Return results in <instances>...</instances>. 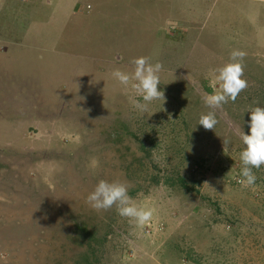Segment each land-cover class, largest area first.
<instances>
[{
  "label": "rangeland",
  "instance_id": "374dc122",
  "mask_svg": "<svg viewBox=\"0 0 264 264\" xmlns=\"http://www.w3.org/2000/svg\"><path fill=\"white\" fill-rule=\"evenodd\" d=\"M70 4L0 2V264H264V166L254 186L239 175L246 112L264 107V0ZM236 49L248 86L209 108ZM141 56L163 66L148 114L111 76ZM101 179L151 222L91 208Z\"/></svg>",
  "mask_w": 264,
  "mask_h": 264
},
{
  "label": "clouds",
  "instance_id": "9594fccd",
  "mask_svg": "<svg viewBox=\"0 0 264 264\" xmlns=\"http://www.w3.org/2000/svg\"><path fill=\"white\" fill-rule=\"evenodd\" d=\"M246 52L233 50L230 53V63L217 69L215 82L219 84V91L204 96V103L209 108H221L229 101L234 102L237 96L248 86L243 78V60ZM134 68L131 72L119 68L111 72V76L125 90L130 92L129 101L132 108L141 114L149 113V105L154 101H165V95L159 86L162 64L152 63L148 57H138L131 61ZM246 113L249 114L248 133L240 134L244 145L239 153L241 168L239 175L240 183L245 187L254 186L257 180L253 169H260L264 166V107L256 106ZM218 121L216 114L209 111L199 117L197 125L207 130H213ZM224 144L228 141L224 140ZM86 202L94 210H109L116 207L120 217L127 218L129 223L136 227H143L149 224L153 218V210L138 206L129 195V185L121 181L99 180L93 191L86 197Z\"/></svg>",
  "mask_w": 264,
  "mask_h": 264
},
{
  "label": "crops",
  "instance_id": "0c3cea01",
  "mask_svg": "<svg viewBox=\"0 0 264 264\" xmlns=\"http://www.w3.org/2000/svg\"><path fill=\"white\" fill-rule=\"evenodd\" d=\"M6 0H0V2H5ZM47 3L49 4H53L54 7H58L62 2H66V0H50V2L48 0H46ZM71 1L73 0H67V6H66V12H67V8H70L71 6L73 7L74 5H71ZM76 1V0H74ZM37 2V1H36ZM40 2V1H39ZM74 3V2H73ZM75 4V3H74ZM64 8V7H63ZM68 15V13H66Z\"/></svg>",
  "mask_w": 264,
  "mask_h": 264
},
{
  "label": "trees",
  "instance_id": "16d2710c",
  "mask_svg": "<svg viewBox=\"0 0 264 264\" xmlns=\"http://www.w3.org/2000/svg\"><path fill=\"white\" fill-rule=\"evenodd\" d=\"M180 183H181V184H179V185H181V186L185 187L187 190H189V188H187L185 182H183V181L181 180Z\"/></svg>",
  "mask_w": 264,
  "mask_h": 264
}]
</instances>
